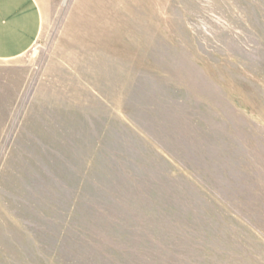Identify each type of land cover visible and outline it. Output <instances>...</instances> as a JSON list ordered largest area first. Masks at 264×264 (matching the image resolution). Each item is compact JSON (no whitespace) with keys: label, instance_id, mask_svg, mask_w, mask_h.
<instances>
[{"label":"rangeland","instance_id":"1","mask_svg":"<svg viewBox=\"0 0 264 264\" xmlns=\"http://www.w3.org/2000/svg\"><path fill=\"white\" fill-rule=\"evenodd\" d=\"M0 61V264H264V0H40Z\"/></svg>","mask_w":264,"mask_h":264},{"label":"crops","instance_id":"2","mask_svg":"<svg viewBox=\"0 0 264 264\" xmlns=\"http://www.w3.org/2000/svg\"><path fill=\"white\" fill-rule=\"evenodd\" d=\"M43 23L40 0H0V61L20 57L30 50Z\"/></svg>","mask_w":264,"mask_h":264}]
</instances>
